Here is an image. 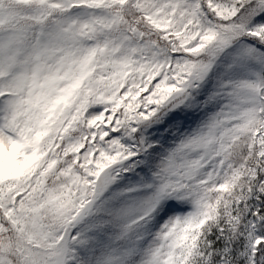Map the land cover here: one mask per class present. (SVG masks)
Returning a JSON list of instances; mask_svg holds the SVG:
<instances>
[{"label": "snow or ice", "instance_id": "6c2138e0", "mask_svg": "<svg viewBox=\"0 0 264 264\" xmlns=\"http://www.w3.org/2000/svg\"><path fill=\"white\" fill-rule=\"evenodd\" d=\"M0 264H264V0H0Z\"/></svg>", "mask_w": 264, "mask_h": 264}]
</instances>
